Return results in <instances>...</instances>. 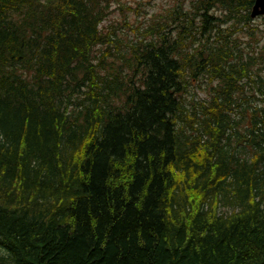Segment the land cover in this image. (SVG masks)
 <instances>
[{
	"label": "trees",
	"instance_id": "obj_1",
	"mask_svg": "<svg viewBox=\"0 0 264 264\" xmlns=\"http://www.w3.org/2000/svg\"><path fill=\"white\" fill-rule=\"evenodd\" d=\"M253 2L0 0V264H264Z\"/></svg>",
	"mask_w": 264,
	"mask_h": 264
},
{
	"label": "rangeland",
	"instance_id": "obj_2",
	"mask_svg": "<svg viewBox=\"0 0 264 264\" xmlns=\"http://www.w3.org/2000/svg\"><path fill=\"white\" fill-rule=\"evenodd\" d=\"M179 0H109L111 13L102 24L103 26L114 25L117 29V35L121 38L135 39V34L129 28L144 27L143 24L149 23L154 17L163 14L167 9L171 8ZM184 6L188 7V1H184ZM252 25L259 28L257 37H260L259 44H264V20L261 17H255ZM238 38L244 41L242 44L246 46V41L249 40L247 33H238ZM204 86V85H202ZM197 98H205L203 89H193Z\"/></svg>",
	"mask_w": 264,
	"mask_h": 264
},
{
	"label": "water",
	"instance_id": "obj_3",
	"mask_svg": "<svg viewBox=\"0 0 264 264\" xmlns=\"http://www.w3.org/2000/svg\"><path fill=\"white\" fill-rule=\"evenodd\" d=\"M264 15V0H254L250 11V17Z\"/></svg>",
	"mask_w": 264,
	"mask_h": 264
},
{
	"label": "bare ground",
	"instance_id": "obj_4",
	"mask_svg": "<svg viewBox=\"0 0 264 264\" xmlns=\"http://www.w3.org/2000/svg\"><path fill=\"white\" fill-rule=\"evenodd\" d=\"M251 10V9H250ZM255 18V17H254ZM201 80V79H200Z\"/></svg>",
	"mask_w": 264,
	"mask_h": 264
}]
</instances>
